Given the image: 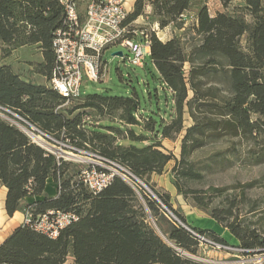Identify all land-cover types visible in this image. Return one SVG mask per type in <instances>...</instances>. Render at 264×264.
<instances>
[{"label":"trees","instance_id":"16d2710c","mask_svg":"<svg viewBox=\"0 0 264 264\" xmlns=\"http://www.w3.org/2000/svg\"><path fill=\"white\" fill-rule=\"evenodd\" d=\"M192 1L134 0L126 24L150 14L160 28L174 24L180 29L182 24L177 20H182L181 14ZM221 1L227 5L230 0ZM244 4L250 22L236 11L210 15L203 5L187 40L181 36L160 40L150 33L148 58L163 88L171 91L174 112L169 122L146 115L147 123H143L136 94L90 93L62 107L65 98L48 82L30 81L13 70L4 59L17 48L36 45L42 52L37 72L48 81L55 61L53 31L63 22V8L60 0H0V112L17 120L14 113L56 138L118 163L149 185L156 196L152 198L139 187L137 193L118 175L92 194L77 179L79 163L56 160L0 115V188H6V213L29 208L33 215L47 209L77 215V220L53 239L26 225L15 227L0 242L1 261L63 264L70 256L74 264H206L176 250L195 254L200 242L179 224L162 226L158 219L164 216L161 204L196 232L228 244L211 229L187 224L172 208L169 194L157 190L149 178L152 173H161L172 160L170 182L177 193L185 199L190 194L193 206L207 209L203 195L179 182L182 176H201L189 161L194 151L224 137H237L252 143L247 150L252 162L264 158V2L244 0ZM80 108L90 111L74 113ZM185 112L192 123L185 128L177 158L163 151L161 140L181 132ZM95 113L115 118L121 125H100L93 118ZM87 116L90 120H85ZM124 125L128 128L122 129ZM48 178L55 184L53 196L45 192ZM261 180L264 183V174ZM31 196L39 198L28 201ZM223 213L231 216L229 210ZM211 217L228 228L242 247L262 244L253 240L255 235L250 241L246 239L251 232L225 224L226 217L216 209H211Z\"/></svg>","mask_w":264,"mask_h":264},{"label":"rangeland","instance_id":"374dc122","mask_svg":"<svg viewBox=\"0 0 264 264\" xmlns=\"http://www.w3.org/2000/svg\"><path fill=\"white\" fill-rule=\"evenodd\" d=\"M127 1L125 2L126 9L129 7ZM203 5L206 6L210 15H214L217 12L236 11L243 15L248 22L251 21V15L245 8L244 0H230L227 5H223L221 0H193L190 8L185 12L186 17H182V20H177V22L182 24V28L179 29L173 24L170 25L169 30L159 31L158 35L161 37V40H166L172 36H181L183 40H187L190 37V33H192V28L196 25L197 11ZM147 15L148 17H146V14H143L135 20L128 22L127 29L135 31L144 30L149 36L151 32H154L152 28H154L153 23L155 20L151 19L150 14ZM163 32L165 35H163ZM115 51H122V56L113 55L112 53ZM128 55L130 53L126 47L120 45L106 47L101 59V62L104 64L101 66L100 78L97 81H92L84 77L79 88L80 96L62 105V107H69L74 102L81 101L84 95L90 93L122 96L136 94L139 108L142 112L140 119L143 123H147L146 115H151L157 121L160 120V117H163V122H169V116L174 112L171 102V91L163 88L158 73L148 56L143 66H135L128 62ZM41 61L42 52L36 45H26L17 48L10 56L4 59L5 63H9L13 70L20 73L23 77L36 83L46 84V78L37 72ZM83 111L90 110L80 108L74 113H83ZM0 114L6 116L2 112ZM93 118L97 119L100 125H121L115 118L99 116L97 113H95ZM191 123L190 116L185 112L183 115V129L178 134H172V138H163V151L172 152L179 158L181 138L185 128L191 125ZM125 128H128V126H122V129ZM250 146H252V143L237 137H224L218 141L204 145L189 156V161L193 163V169L200 172L201 176L199 178L182 176L179 182L183 188L196 190L203 195L204 201L208 203V208L202 209L197 207L198 209L209 216H211V209H216L222 216L226 217L225 224L239 226L242 228V231L251 232L247 233L246 239L250 241L251 235H255L253 240L256 242L261 240L262 244L244 248L235 237L237 244H228L243 249L242 251L219 250L200 243L195 254L180 250L181 254L188 255L206 264H240L237 261L239 258L246 260L244 264H264V183L261 180L264 174V158L258 163L252 162L249 153H247ZM252 149L256 150L257 146H253ZM80 156L83 160L84 155ZM172 165L173 161L171 160L165 166L166 171L169 173V180L163 177V184L170 182V175L172 174L170 169ZM140 181L145 187L134 178H131V181L128 182L143 189L147 195L154 198L149 192L151 191L154 194L151 187L144 181ZM150 183L153 184L152 182ZM138 197L142 201L139 194ZM186 198L192 205L190 194ZM162 209L164 216L160 215L158 218L162 226L167 227L169 223L179 224L164 208ZM225 210H229L231 216H226L223 213ZM149 221L154 227L155 220L149 217ZM226 229L229 231L228 228ZM176 250L178 249L176 248ZM211 251H226L228 254L223 257V254H214ZM63 264L74 263L67 257Z\"/></svg>","mask_w":264,"mask_h":264},{"label":"built area","instance_id":"2783aa9c","mask_svg":"<svg viewBox=\"0 0 264 264\" xmlns=\"http://www.w3.org/2000/svg\"><path fill=\"white\" fill-rule=\"evenodd\" d=\"M126 1L60 0L64 18L62 24L53 31L52 48L55 61L47 82L65 98L61 105L80 96L79 88L84 77L92 81H97L100 78L101 66L104 64L101 62L102 54L108 46L126 47L130 53L127 56L128 62L135 66L144 65L150 52V38L144 30L127 29ZM181 17H186V13L181 14ZM153 25L152 31L160 40L159 31L170 29V25L164 28H160L156 22ZM163 35H165L164 32ZM4 110L11 113L6 109ZM11 114L17 120L0 115L16 124L33 143L44 149L46 153L53 154L56 160L79 163L77 179L92 194H96L106 187L115 175L127 181L135 178L118 163L77 148L70 144L67 139L56 138L18 115ZM85 119L90 120V117L87 116ZM80 155H84L83 160ZM161 206L164 208L162 204ZM168 213L182 227L198 238L204 246L226 251L238 252L243 250L229 244L213 241L188 227L172 212L168 211ZM75 220H77V215L71 211L47 209L33 215L32 211L27 208L23 211L21 224L53 239L58 236L63 228ZM237 261L240 264L246 262L243 258H239ZM0 264L13 263L0 260Z\"/></svg>","mask_w":264,"mask_h":264},{"label":"crops","instance_id":"0c3cea01","mask_svg":"<svg viewBox=\"0 0 264 264\" xmlns=\"http://www.w3.org/2000/svg\"><path fill=\"white\" fill-rule=\"evenodd\" d=\"M129 7L127 10H131L134 0H128ZM149 10V8H148ZM172 102V100H171ZM141 111V110H140ZM142 113V112H141ZM163 140V139H162ZM161 140V144L163 143ZM163 177L169 180V173L164 170L161 173H152L150 175V182L154 184V187L158 190L165 191L169 194L170 199L169 202L172 208L178 210L184 217L185 222L191 226L198 228H207L216 232L219 236L224 238L229 244H237V239L226 229V227L217 223L211 216L207 215L200 209L195 206H192L187 199H185L181 194L177 193L175 187L171 184V182L167 184H163ZM55 184L51 178L46 180L45 184V192L53 196L55 195ZM6 194V188L2 186L0 188V242H2L11 232L12 230L19 226L22 221L23 212L15 211L12 215H8L4 209V199ZM36 198L35 196L27 197L28 201H32ZM212 252V251H211ZM212 253H220L223 254V257L228 254V252H216ZM69 259L73 261V258L69 256ZM74 263V262H73ZM153 264H161V263H153Z\"/></svg>","mask_w":264,"mask_h":264},{"label":"water","instance_id":"95a60500","mask_svg":"<svg viewBox=\"0 0 264 264\" xmlns=\"http://www.w3.org/2000/svg\"><path fill=\"white\" fill-rule=\"evenodd\" d=\"M113 55H119V56H122V51H115V52H113L112 53ZM137 182H139L142 186H144L142 183H141V181L139 180V179H137V178H134ZM130 183V182H129ZM132 186H133V188L136 190V192L138 193V190H137V188H136V186L134 185V184H132V183H130ZM145 187V186H144ZM152 195H153V197L154 198H156V196H155V194H153L151 191H149ZM164 206V205H163ZM164 209L168 212V211H170L169 209H167L165 206H164ZM171 212V211H170ZM155 225V224H154ZM155 227H156V229L159 231V229L157 228V226L155 225ZM159 233L163 236V234L159 231ZM164 237V236H163ZM178 251H180V250H178Z\"/></svg>","mask_w":264,"mask_h":264}]
</instances>
